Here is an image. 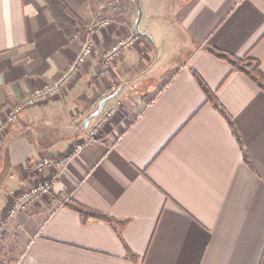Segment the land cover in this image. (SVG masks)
<instances>
[{"label": "crops", "instance_id": "obj_1", "mask_svg": "<svg viewBox=\"0 0 264 264\" xmlns=\"http://www.w3.org/2000/svg\"><path fill=\"white\" fill-rule=\"evenodd\" d=\"M63 1L81 21L71 37L44 0H0L1 112L58 79L108 12L100 10L108 0ZM119 1L115 23L91 36L78 77L25 109L0 138L1 216L40 179L35 161L68 153L90 105L118 86L109 104L121 102V111L101 139L65 162L50 194L8 224L18 231L16 264H264V90L211 52L251 57L264 74V0H143L149 22H138L139 33L140 0ZM156 19L164 21L162 57L173 54V64L156 55ZM132 33L137 43L100 74L104 52ZM195 75L236 124L243 149ZM69 202L125 221L121 234L84 220Z\"/></svg>", "mask_w": 264, "mask_h": 264}, {"label": "built area", "instance_id": "obj_2", "mask_svg": "<svg viewBox=\"0 0 264 264\" xmlns=\"http://www.w3.org/2000/svg\"><path fill=\"white\" fill-rule=\"evenodd\" d=\"M106 8L108 12L105 15L103 12L100 13L92 23L87 33L86 40L82 44L76 57L58 79L34 89L14 105H11L2 112L0 111V138L6 134L11 123L19 120L20 114L25 109L47 102L52 97L60 94L78 77L83 65L92 55L94 50L91 36L96 31L105 29L115 23L117 13L121 10L120 1L108 0L101 5L100 10ZM135 43H137V37L133 35V33L117 40L102 55L99 70L100 74L109 72L113 63L120 57L121 51L132 47ZM114 91H116V86L114 84L109 85V87L102 93V96L90 105L89 111H96L100 102L104 98L113 94ZM118 108L119 105L116 106L115 104L106 108L103 107L92 123L89 122L86 127H84L83 123L77 126L81 138H77L73 142L72 148L68 153L57 159L44 156L35 161L34 170L37 175L40 176V179H37L26 190H22L12 197L10 204L5 209L6 220H14L19 213L28 211L37 201L49 195L52 190V184L57 178L58 169L65 162L79 155L87 143L101 139V134L104 128L110 124V120L115 117V114L117 115L119 113L120 110H118ZM44 171H47L46 175L43 174L45 173Z\"/></svg>", "mask_w": 264, "mask_h": 264}, {"label": "trees", "instance_id": "obj_3", "mask_svg": "<svg viewBox=\"0 0 264 264\" xmlns=\"http://www.w3.org/2000/svg\"><path fill=\"white\" fill-rule=\"evenodd\" d=\"M47 4L48 11L50 12L53 20L57 25L63 30L64 34L68 37L74 36L79 33L81 28V21L79 18L67 7L63 0H44ZM216 56L226 59L235 69L242 72L245 76L251 79L253 82L257 83L261 89L264 90V74L259 69L258 61L251 57L235 58L225 53H220L215 50H211ZM196 79L207 96V100L211 102L215 108L225 117L227 120L237 142L243 149V141L241 135L238 131L236 124L226 113L224 108L219 104L211 91L207 88L205 83L196 76ZM244 159L247 162V158L244 154ZM67 205L73 210L77 211L84 220L97 219L109 222L118 229L119 235L121 234L122 228L125 226V221H118L113 217L106 214L87 209L75 202H69ZM127 255L132 256L131 252L127 249Z\"/></svg>", "mask_w": 264, "mask_h": 264}, {"label": "rangeland", "instance_id": "obj_4", "mask_svg": "<svg viewBox=\"0 0 264 264\" xmlns=\"http://www.w3.org/2000/svg\"><path fill=\"white\" fill-rule=\"evenodd\" d=\"M142 5H143V0H140L138 2V6H139V8H141V10L138 9V12L136 14V20H139L138 21L139 22V29H143L144 25L146 26V23L148 25V22H149V20H147V17L144 16V14H143L144 11H143ZM170 20L171 19L168 17V18H165L164 21H166V23H168ZM164 21L161 20V19H156L155 22H153V21H152V23L150 22V24H151L150 28H151V30H152V32L154 34V38L153 37L152 38H153V42H154L155 47H156V49H155L156 50V55L159 56L161 59L162 58H164L166 60L170 59L171 63L173 64L174 61H175L174 57H173V54L165 53V56L162 57V54H163L164 50L166 51L167 49L164 48L163 51H161L162 49H160L161 43L159 41L158 33L160 32V24H164ZM159 49H160V51H159ZM114 85L116 86V91H117L118 86L115 83H114ZM112 101L109 100L106 103V104H108L107 107L112 105V104H109ZM114 104L116 106L119 105L118 110L121 111V102H119V103L115 102ZM5 216H6V210H3L2 211V215L0 216V264H16V261H17L16 260L17 249L15 248L14 241H15V238H16L15 235L18 234V231H17V229H13V230L9 231V228H8L9 225L8 224L10 222H12V220H10V221L6 220Z\"/></svg>", "mask_w": 264, "mask_h": 264}, {"label": "water", "instance_id": "obj_5", "mask_svg": "<svg viewBox=\"0 0 264 264\" xmlns=\"http://www.w3.org/2000/svg\"><path fill=\"white\" fill-rule=\"evenodd\" d=\"M138 21H139V20H136V25H135V28H136L137 33H139V30H138ZM117 93H118V90L115 91V92H114L113 94H111L110 96L104 98V99L100 102V104H99L98 108L96 109V111H94L91 115H89V116L83 121V125H84V127H86V126L88 125L90 119L96 117V116L101 112V110H102V108L104 107L105 103H106L107 101H109L110 99H112L113 97H115V96L117 95Z\"/></svg>", "mask_w": 264, "mask_h": 264}]
</instances>
